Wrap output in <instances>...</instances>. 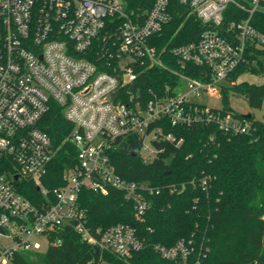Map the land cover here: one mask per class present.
<instances>
[{
	"label": "built area",
	"instance_id": "1",
	"mask_svg": "<svg viewBox=\"0 0 264 264\" xmlns=\"http://www.w3.org/2000/svg\"><path fill=\"white\" fill-rule=\"evenodd\" d=\"M180 2L204 29L198 40L167 52L177 58L182 67L177 70L169 68L165 48L159 50L154 40L172 20L170 0H154L145 11L129 9L126 0H0V264H14L17 251L60 245L66 227L98 252L110 251L130 264L132 253L144 247L137 227L116 223L93 229L81 192L118 189L143 220L149 197L163 189L174 192L178 185L127 179L114 162L116 151L137 140L142 159L151 163L168 145L184 142L166 131L169 125L216 123L231 134L249 130L247 118L202 99L222 96L228 77L253 46L264 51V32L252 20L264 13V0ZM231 6L236 9L231 14L247 16L226 22ZM187 64L204 69L195 77L183 70ZM155 66L170 69L178 83L166 84L162 92L143 91L140 76ZM54 104L74 124L68 139L76 153L62 184L49 188L43 180L59 147L40 122ZM30 185L39 191L33 197L22 192ZM154 249L178 264H200L191 239L155 243ZM90 264L108 263L101 254Z\"/></svg>",
	"mask_w": 264,
	"mask_h": 264
},
{
	"label": "trees",
	"instance_id": "2",
	"mask_svg": "<svg viewBox=\"0 0 264 264\" xmlns=\"http://www.w3.org/2000/svg\"><path fill=\"white\" fill-rule=\"evenodd\" d=\"M128 8L145 11L154 0H126ZM229 7L225 21L232 16L244 18L245 12H236ZM171 22L154 37L162 57L170 69L182 67L177 58L167 52L171 48L199 39L204 26L191 8L170 0ZM253 24L264 32V13L253 15ZM247 61L228 77L229 84L222 87L223 111H232L239 118L243 114L229 104L230 93L245 96L250 107L263 109L264 83L238 82L244 73L264 76V51L252 47ZM163 53L164 54L163 56ZM170 69L155 66L141 76L142 90L153 88L162 92L166 84L175 86L178 77ZM203 67L187 64L186 73L198 77ZM247 132L231 134L220 129L216 123L176 127L172 132L184 142L170 144L151 163H146L140 154V144L133 140L125 148L116 151L114 162L118 171L129 180H149L156 185L175 183L178 189L170 192L163 189L151 195L150 206L143 220L135 216L133 204L122 191L111 189L103 194L84 189L80 195L81 206L87 211L93 229L107 228L116 223H129L137 227L144 247L133 252L130 264H178L166 259L154 249L155 243L174 245L179 239L194 242V257L200 264H264V116L248 119ZM59 147L44 184L51 188L62 184L64 170L71 165L76 153L68 136L74 124L66 119L64 109L52 105L40 122ZM211 137H213L211 139ZM206 179L205 186L200 185ZM22 190V189H20ZM25 192L33 197L38 193L34 185ZM62 242L50 245L46 251L21 250L13 256L14 264H90L102 254L108 264H127L110 251L96 252L93 245L82 239L73 227L61 232Z\"/></svg>",
	"mask_w": 264,
	"mask_h": 264
},
{
	"label": "rangeland",
	"instance_id": "3",
	"mask_svg": "<svg viewBox=\"0 0 264 264\" xmlns=\"http://www.w3.org/2000/svg\"><path fill=\"white\" fill-rule=\"evenodd\" d=\"M117 1L123 4L125 0H117ZM241 81H248L250 83L262 84L264 83V76L258 74L256 75L252 73H244L238 79V82ZM202 100L206 101L208 105L215 108H222L224 105L221 95L220 97H216V96L204 97ZM229 104L234 110L238 111L243 115L251 113L254 114L256 118H260V119L263 118L264 116V107L263 109H255L250 107L248 100L246 99L245 96L230 93ZM43 239L45 238L43 237ZM35 242L36 244L41 245L40 247L42 248L45 246V244H43V241L40 240V238L38 239L35 238Z\"/></svg>",
	"mask_w": 264,
	"mask_h": 264
},
{
	"label": "water",
	"instance_id": "4",
	"mask_svg": "<svg viewBox=\"0 0 264 264\" xmlns=\"http://www.w3.org/2000/svg\"><path fill=\"white\" fill-rule=\"evenodd\" d=\"M243 116H244L245 118H247V119H250L251 116H252V114H251V113H249V114H244ZM93 248L95 249L96 252L98 251V248H97L96 246H93Z\"/></svg>",
	"mask_w": 264,
	"mask_h": 264
}]
</instances>
